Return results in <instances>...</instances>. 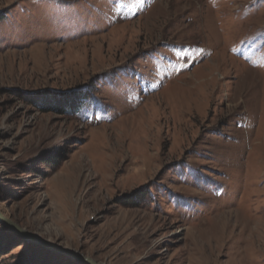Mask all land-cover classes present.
Listing matches in <instances>:
<instances>
[{"label": "rangeland", "instance_id": "374dc122", "mask_svg": "<svg viewBox=\"0 0 264 264\" xmlns=\"http://www.w3.org/2000/svg\"><path fill=\"white\" fill-rule=\"evenodd\" d=\"M264 0H0V212L98 264H264ZM0 264H78L0 224Z\"/></svg>", "mask_w": 264, "mask_h": 264}, {"label": "water", "instance_id": "95a60500", "mask_svg": "<svg viewBox=\"0 0 264 264\" xmlns=\"http://www.w3.org/2000/svg\"><path fill=\"white\" fill-rule=\"evenodd\" d=\"M0 224H2L5 228L11 231L14 235L23 239L25 242L39 245L47 250H51L57 254H60L64 256L65 258L71 261H74L78 264H98L93 259L87 258L84 255L80 254L79 252L60 248V247L44 242L43 240L39 239L35 235L19 227L17 224H15L10 219H7L1 212H0Z\"/></svg>", "mask_w": 264, "mask_h": 264}, {"label": "trees", "instance_id": "16d2710c", "mask_svg": "<svg viewBox=\"0 0 264 264\" xmlns=\"http://www.w3.org/2000/svg\"><path fill=\"white\" fill-rule=\"evenodd\" d=\"M0 256H3L2 253L0 254Z\"/></svg>", "mask_w": 264, "mask_h": 264}, {"label": "bare ground", "instance_id": "6f19581e", "mask_svg": "<svg viewBox=\"0 0 264 264\" xmlns=\"http://www.w3.org/2000/svg\"><path fill=\"white\" fill-rule=\"evenodd\" d=\"M264 162V161H263Z\"/></svg>", "mask_w": 264, "mask_h": 264}]
</instances>
